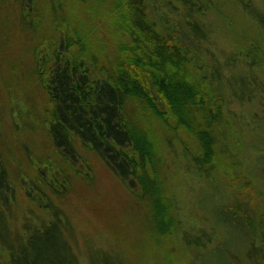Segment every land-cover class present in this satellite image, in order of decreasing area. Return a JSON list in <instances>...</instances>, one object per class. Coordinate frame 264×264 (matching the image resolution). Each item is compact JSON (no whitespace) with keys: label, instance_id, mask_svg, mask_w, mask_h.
Listing matches in <instances>:
<instances>
[{"label":"trees","instance_id":"obj_1","mask_svg":"<svg viewBox=\"0 0 264 264\" xmlns=\"http://www.w3.org/2000/svg\"><path fill=\"white\" fill-rule=\"evenodd\" d=\"M10 3L17 7V22L34 33V74L48 104L45 118L34 115L48 123L49 147L61 154V166L52 164L50 154L45 160L51 181L60 177L61 189L54 191L68 189L67 166L81 176L69 164L81 158L73 146L79 141L104 159L147 210L154 234L170 231L174 237L179 220L166 155L179 147L200 180L217 190L222 181L231 194L211 210L213 217L228 223L229 234L244 237L247 256L259 251L264 258L263 246L254 244L257 238L264 243V194L236 153L241 139L230 131L237 128L228 104L230 98L240 102L235 88L250 90L251 84L264 97V40L245 38L237 51L219 55L208 42L203 17L210 0H0V10L7 12ZM241 5L264 32V12L250 0ZM8 179L2 168L0 232L5 235L13 234L3 211L11 201ZM204 188L203 182L199 189ZM65 220L57 212L31 233L27 247L1 243L0 261L75 264ZM216 233H186V246L194 251L189 264H235L226 243L205 248Z\"/></svg>","mask_w":264,"mask_h":264},{"label":"rangeland","instance_id":"obj_2","mask_svg":"<svg viewBox=\"0 0 264 264\" xmlns=\"http://www.w3.org/2000/svg\"><path fill=\"white\" fill-rule=\"evenodd\" d=\"M250 2L254 9L264 12V0ZM2 10L0 171L3 168L9 178L10 190L6 194L11 201L3 211L8 214L7 226L13 234L0 232V244H14V249L21 245L27 247L25 242L31 233L52 222L58 212L60 218L66 219L65 238L75 264H150L154 259L159 264H187L194 257V251L186 246V233L193 235L201 231L203 236L204 233H216L211 228L218 231L206 242L205 248L223 242L228 245L227 256L235 254V264H264L259 251L247 256L245 239L239 232L229 234L228 223L212 215L211 210L217 204L231 198L224 182L218 181L221 183L217 184V190L209 180H200L179 147L169 149L166 155L179 220V232L174 237L170 231L154 234L156 231L150 225L147 210L104 159L79 141L73 146L81 158L71 159L69 164L75 165L81 176L75 174L73 167L67 166L68 189L54 191L55 187L61 189L57 182L60 177L55 183L51 181L53 178L51 172L45 170L48 165L45 160L50 154L52 164L61 166V154L49 147L50 141L45 134L48 123L34 115L38 113L45 118L44 110L48 106L34 74L37 62L34 33L25 31L17 22L14 3L9 4L7 12ZM203 17L208 26V42L219 55L237 51L245 38L264 40V32L244 10L241 0H210V8ZM253 72L257 73L254 70L250 76ZM252 86L250 90L235 88L240 102L233 98L228 100L236 116L237 128L230 131L239 133L241 145L238 144L236 153L243 166L251 171L250 180L264 194V97ZM37 169H43V174ZM203 182L205 188L200 190ZM1 191L5 190L0 181ZM0 208H4L1 201ZM254 244L255 247L262 245L261 250H264L260 238L255 239ZM3 260L8 261V257ZM0 264L5 263L0 261Z\"/></svg>","mask_w":264,"mask_h":264}]
</instances>
